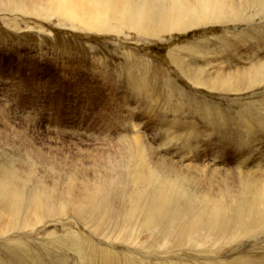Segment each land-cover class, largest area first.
Returning <instances> with one entry per match:
<instances>
[{
    "label": "rangeland",
    "instance_id": "rangeland-1",
    "mask_svg": "<svg viewBox=\"0 0 264 264\" xmlns=\"http://www.w3.org/2000/svg\"><path fill=\"white\" fill-rule=\"evenodd\" d=\"M146 2L131 15L166 31L0 12L6 199L107 193L80 217L0 235V264H264V202L251 211L264 187V79L242 76L264 64V0H227L228 14L210 17L153 16ZM200 70L214 75L200 83ZM236 71L237 83L215 76ZM132 136L141 163L126 152ZM163 160L189 182L151 168Z\"/></svg>",
    "mask_w": 264,
    "mask_h": 264
},
{
    "label": "bare ground",
    "instance_id": "bare-ground-1",
    "mask_svg": "<svg viewBox=\"0 0 264 264\" xmlns=\"http://www.w3.org/2000/svg\"><path fill=\"white\" fill-rule=\"evenodd\" d=\"M146 1H147L146 3L149 4L148 13L152 15L154 14L157 16L162 15L161 17H164L165 15L164 11H167V10L171 14H174L177 10H183L185 12L192 11L193 13L201 14L203 17H210L214 15L219 16V15L228 14V5L226 4L227 0H203L200 3H199V0H163L165 2L163 3V8L161 7L163 10H160V7L156 5L157 3H159L157 2V0H146ZM4 2L5 3L3 4L0 3V12H3V13L12 12V10L26 13L30 11H35L37 8L42 7L44 8V10H46L49 13H55V14H61V15L65 14L69 17L76 18V20H80L84 23L86 22L89 25H94V26H100L101 24L98 25L99 20H105V19H109L115 22L125 24L130 28H134V25L139 26V27L141 26L143 31L148 35H151V34L155 35L156 33L162 30L166 31L167 25H168V24L166 25V23H163L161 24L160 28H157L156 26L152 24L143 25L142 22L140 21V17H139L140 15H138L139 19L133 17L135 15V12L132 14L133 16L131 15L130 11L132 8H131L130 3H132L133 0H4ZM145 7L144 9L146 10ZM135 11L137 12V8ZM161 11L163 12L162 14H160ZM100 23H103V22H100ZM176 25L179 28L182 27V25L180 24H176ZM253 68L247 69L244 71L242 70V76H252L253 77V74L256 73L259 75L260 79L262 78L264 79V64L262 65L256 64L253 66ZM203 72H205V70H203ZM203 72L202 70H200L201 77H199L198 75L197 78L199 79L198 81L200 83L204 84L203 78H209L211 77V75H214V74H211L210 76L209 74H207L204 76ZM236 72L237 73L234 74V77L232 76L227 79L224 78V75L221 73H218V74L216 73L215 76L223 78L228 83H233V82L237 83L241 79V72H238V71ZM135 137H133L134 139L133 141L129 142V147L126 149V152L130 155L129 159L135 158V159H138L139 163H141V160L143 158L142 152L144 150L143 146L145 147L146 145L141 141L142 139L135 138ZM171 164L167 165V162L163 160V162H159L158 164H153L151 168L156 169L159 173H171L172 175L176 174V176H183L182 179H184V181L189 182L187 177H189L190 174L184 175V174L178 173V170L173 169V168L179 167V166H174L175 165L174 164L172 165L173 166L172 168ZM251 175L252 174H250V172L249 173L246 172V176H251ZM249 178L255 182V180L252 177H249ZM2 186L4 185L0 181V235L8 234L9 232L17 231L20 229L25 230L27 228H31L32 226L36 225L38 222L46 218H49V217L50 219L51 218H64L67 214L78 215L80 217L82 213L88 212L92 210L91 208L96 206L97 204V202L95 201L96 199H98L100 196H104L105 194L107 195L105 187L104 188L100 187L101 189L100 191L89 192V189H87L88 186L85 185L82 188V190L78 192L77 194L73 193L74 191L73 187H69L64 193H61L59 197L46 195L44 193L37 194V195L32 194L33 195L31 196L32 204L30 205L29 203H26V204L23 203V201H16V200L8 199V198L6 199V191L1 188ZM32 186L35 187L36 185L35 186L32 185ZM36 188H39V187H36ZM248 191L250 193L253 190L249 189ZM111 193H114V191H111ZM35 199L38 200L39 202L38 204H35ZM263 202H264V187H262V191L260 193L259 199L255 203L254 209L251 210L252 213L254 212L262 213V210H263L262 208L264 206V205L262 206ZM21 204L24 205L25 207L24 209H22ZM97 232H98L97 230L93 232L95 233V236L97 235ZM58 245H60V243H58Z\"/></svg>",
    "mask_w": 264,
    "mask_h": 264
}]
</instances>
